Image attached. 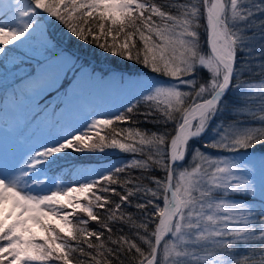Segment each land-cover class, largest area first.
I'll return each instance as SVG.
<instances>
[{
	"label": "snow or ice",
	"instance_id": "1",
	"mask_svg": "<svg viewBox=\"0 0 264 264\" xmlns=\"http://www.w3.org/2000/svg\"><path fill=\"white\" fill-rule=\"evenodd\" d=\"M55 27L147 72L0 165V264H264V82L243 79L264 78V0H0V57L34 44L17 68L45 111L87 66ZM106 149L130 158L58 174Z\"/></svg>",
	"mask_w": 264,
	"mask_h": 264
},
{
	"label": "rangeland",
	"instance_id": "2",
	"mask_svg": "<svg viewBox=\"0 0 264 264\" xmlns=\"http://www.w3.org/2000/svg\"><path fill=\"white\" fill-rule=\"evenodd\" d=\"M60 29L55 27L52 30H57L65 42L66 33L62 30L58 31ZM8 47L11 48V46ZM33 48L34 44L30 43L13 54L14 58L19 56L20 61L25 62L24 64H20V61L15 64L13 56L11 59L0 57V95L7 90L5 98L0 101V165H11L20 160L29 148L39 147V144L45 142L42 137L54 125L72 122L84 113L95 110L94 106L101 111L114 110L117 103L118 105L123 104L127 98V93L121 89L119 84L120 76L108 75L104 79H99L84 68L77 75L71 87H68L65 82L61 89V96L57 101L52 102L58 105L55 110L48 108L45 111L43 105L39 109L36 108L33 93L27 88L26 81L22 82L25 72L19 70L26 68L29 64L35 65L36 61L32 59ZM112 56L116 61L122 59ZM17 65H19V69ZM246 76L252 77V74H246L244 80H247ZM69 80H72L71 73H69ZM9 94L12 96L11 98H9ZM120 99L122 101H119ZM257 124L255 122L252 125ZM71 154L73 153L69 152L67 157ZM251 158L255 161L251 162L249 166L252 167L254 164L253 171L258 180L260 157L255 155ZM242 159L253 160L245 156ZM64 163L65 158L59 162L60 165ZM58 174L65 176L61 172ZM36 232L38 236L43 235L38 229Z\"/></svg>",
	"mask_w": 264,
	"mask_h": 264
},
{
	"label": "trees",
	"instance_id": "3",
	"mask_svg": "<svg viewBox=\"0 0 264 264\" xmlns=\"http://www.w3.org/2000/svg\"><path fill=\"white\" fill-rule=\"evenodd\" d=\"M158 2H162V0H158ZM61 30L63 31L62 28L58 31L61 32ZM54 33L56 34L57 38L61 41L62 47L80 56L81 59L84 61V63L87 65L86 67L89 68V70H91L92 72L103 73V74L112 73V72H122L123 75H132V76H141V77H143L144 74L147 72V70L144 69L141 65L134 64L131 61H127L125 59L116 61L114 60V57L110 53L99 49L95 45H89V44H85L83 42L77 41L75 38L71 37L67 33L65 35V38H66L65 42L63 41L65 39H62V37L57 33V30ZM101 42H103V40ZM12 56L8 58L11 59ZM15 61H20L19 56L14 58V63ZM246 78H247L246 81L252 82V83L264 82V78L260 76L259 72L252 73V77L246 76ZM138 119H142V118L138 117ZM237 119L242 120V121L251 122L250 124H253L255 122L259 123L257 120H252L249 117H237ZM229 120H231V117H229ZM121 126H127V125H121ZM139 127L142 129L144 128H148L150 130L153 129L152 125L143 124V123H141ZM249 151L251 152L252 150H249ZM89 154L94 155L95 162L93 164H84L81 167H86V168L95 169V170H101L104 168H108L114 163H119L121 160L130 158L129 154L120 153L118 150H115V149H106L104 153L97 152V153H89ZM247 157H253V156H247ZM133 172L137 176L140 175V172L138 170H133ZM64 177L69 178V179H78V177L75 176L74 174H72L71 176H64ZM113 187H117V186L113 185ZM103 195L110 196V194H107V193H104ZM110 198L118 199L116 197H111V196ZM84 203H87V201H84ZM94 211L100 213L102 216L106 215V213L101 212V210L98 208L94 209ZM80 219L87 220L88 217L85 213L76 212L75 215L73 216L72 222H74L75 224ZM99 227L100 226L97 222L89 220V223H88L89 229H98ZM105 235H107V233Z\"/></svg>",
	"mask_w": 264,
	"mask_h": 264
},
{
	"label": "bare ground",
	"instance_id": "4",
	"mask_svg": "<svg viewBox=\"0 0 264 264\" xmlns=\"http://www.w3.org/2000/svg\"><path fill=\"white\" fill-rule=\"evenodd\" d=\"M136 77L137 76L125 75L126 79H135ZM94 162H95L94 155L84 154V153H73L71 154V156L65 158V163L62 164L63 171L61 172V174H64L66 176V174L70 173L71 169L80 168L84 164H93Z\"/></svg>",
	"mask_w": 264,
	"mask_h": 264
}]
</instances>
